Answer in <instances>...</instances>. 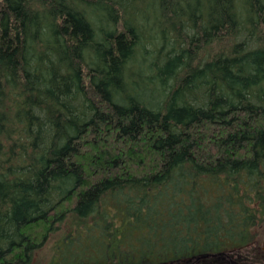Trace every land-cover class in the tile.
<instances>
[{
	"label": "trees",
	"instance_id": "obj_1",
	"mask_svg": "<svg viewBox=\"0 0 264 264\" xmlns=\"http://www.w3.org/2000/svg\"><path fill=\"white\" fill-rule=\"evenodd\" d=\"M51 234L74 264L259 262L264 0H0V264Z\"/></svg>",
	"mask_w": 264,
	"mask_h": 264
},
{
	"label": "rangeland",
	"instance_id": "obj_2",
	"mask_svg": "<svg viewBox=\"0 0 264 264\" xmlns=\"http://www.w3.org/2000/svg\"><path fill=\"white\" fill-rule=\"evenodd\" d=\"M110 211H112L111 208ZM58 236L59 238L56 235L51 234L45 244L35 251L31 264H74V252L70 249L65 250L66 246L61 243V235ZM73 238L74 243H77L78 241H84L87 243L84 230L75 232ZM254 249L259 258V262L257 260L254 264H264V238L254 244ZM86 262L87 264H95L93 261H85L84 263Z\"/></svg>",
	"mask_w": 264,
	"mask_h": 264
}]
</instances>
